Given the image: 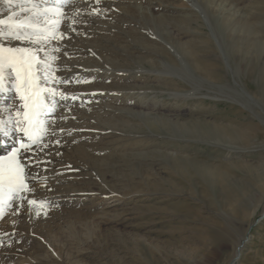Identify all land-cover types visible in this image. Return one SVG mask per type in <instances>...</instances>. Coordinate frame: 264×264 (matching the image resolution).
I'll use <instances>...</instances> for the list:
<instances>
[{"label": "bare ground", "instance_id": "1", "mask_svg": "<svg viewBox=\"0 0 264 264\" xmlns=\"http://www.w3.org/2000/svg\"><path fill=\"white\" fill-rule=\"evenodd\" d=\"M34 2L44 6L52 0ZM25 6L24 0H16L13 4L0 0V19H7L13 13H16L15 19H24L29 15L22 11ZM61 11L63 16L57 17L60 24L56 38L42 41L43 50L37 52L38 57L52 66L48 80L44 78L43 65L39 66V83L56 90L55 96L44 94L48 110L41 119L47 131L30 151L21 149L20 158L28 165L26 183L29 190L14 198L33 211L48 206H70L80 210L120 204L122 197L116 194L103 197L84 194L81 189L90 186L82 181L86 176L83 171L90 163L98 165L96 174L100 182L105 186L114 185L117 160L143 161L150 170L149 179L141 180L138 185H160L162 188L174 187L180 181L164 179L155 168L156 159L178 162L173 171L186 168L183 163L186 162L194 176L184 181L192 184L193 180L201 178L202 161L196 158L195 149L199 147L189 142L192 140L224 147L211 149L224 155L229 168L244 173L254 168L263 172L264 178V160H259L254 167L244 158L252 153L248 146L255 137L246 124L245 112L257 118L255 126L264 136V111L256 98H264V67L255 75V93L249 90L246 82L252 74L248 49L252 27L249 13L216 20L205 0H68ZM258 11L262 13L261 9ZM3 42L7 46L39 47L10 39ZM14 79V76L6 77L4 89L0 91V120L6 121L10 114L16 119V111H24L12 87ZM205 99L230 101L240 110L234 121L222 120L212 116L208 108H202ZM182 139L188 140L187 143ZM21 140L27 142L21 132L12 130L8 136L0 134V155H6L13 147L19 148L17 142ZM185 144L193 150L190 156L177 149ZM174 146L177 151L172 149ZM205 172L211 181H216L215 171ZM246 177L238 181L231 179L239 194L248 187ZM66 182H70L66 188L68 192L80 195L64 199L38 188L40 183L58 187L67 185ZM138 196V192L132 190L127 194L128 200ZM30 199L37 204L30 205ZM181 208L188 209L186 205ZM56 218L62 220L64 215L59 211L50 213L47 233L57 228ZM94 219L100 227L111 223L103 217L95 216ZM120 219L116 217L114 221ZM14 223L17 219L11 217L8 222L4 219L0 223V242L25 236L14 231ZM246 235L232 240L233 259L241 253ZM147 242L134 246L135 262H155V244ZM215 242L212 239V243ZM65 244L61 245V251L69 258L87 255L88 246L85 245L88 243L79 244L77 240L70 247L74 249L73 254ZM38 248L44 250L42 246ZM48 256L39 255L20 264H48Z\"/></svg>", "mask_w": 264, "mask_h": 264}, {"label": "rangeland", "instance_id": "2", "mask_svg": "<svg viewBox=\"0 0 264 264\" xmlns=\"http://www.w3.org/2000/svg\"><path fill=\"white\" fill-rule=\"evenodd\" d=\"M205 1L210 14H213L216 20L236 18L249 13V24L252 27L250 26L249 31L251 46L249 45L248 49L252 60L250 67L252 74L246 82L249 90L255 93V75L259 73L261 67H264V0ZM258 9H261L262 13ZM256 12H259V15ZM202 93L205 94L206 91L203 90ZM256 98L258 105L264 111V98L260 99L259 96ZM234 105L230 101L205 99L202 108H208L212 116L234 121L235 115L240 110L237 104ZM244 115L247 118L246 124L251 127L255 136L254 141L248 146V150L252 153L245 155L244 158L250 161L251 166H256L259 160H264V136L255 126L257 118L248 112ZM185 141L187 143L188 140L182 139V142ZM189 142L198 145L199 148L195 149L198 153L196 158L199 162L202 160L200 165H203L200 166L201 178L193 180L192 184L185 182L194 176L193 171L187 168L186 162H183L186 168H177L173 171L174 164L178 162L161 157L155 158L158 160L155 168L157 167L164 179L180 181L174 187L162 188L159 187L160 185L151 187L138 185L141 180L149 179L150 170L145 167L143 161L134 160L126 163L117 160L115 166L118 169L115 172L114 185L105 186L100 182V176L96 174L98 165L90 163L86 165V170L83 171L86 176L82 178V181L90 186L81 189L84 194L103 197H112L116 194L122 197L120 204H102L95 208H87L88 210L76 208L79 215L75 212L76 209L70 206H60V208L48 206L33 211L16 198L11 202L6 201L4 205H0L2 208L0 223L4 219L8 222L9 217L17 219L13 229L25 236L0 242V251L3 250L0 252V264H20L39 255L41 257L49 255L48 264H142L133 260L136 258L134 246L146 245L149 243L147 241H153L155 244L154 254L157 258L153 264H178L177 260H183V264H230L236 259V257L233 259L232 240L236 237L241 238L245 234L247 241L234 264H264V219L255 224L264 211L263 172L251 168L244 173L229 168L227 166L229 162L224 160V155L221 156L211 149L215 147L224 149V147L204 141ZM185 145L181 148L174 146L172 149L183 150L190 156L193 150ZM215 153L218 155L216 156ZM207 170L215 171L216 181H211L207 177L205 172ZM173 173L176 175L174 176ZM242 176H247L248 187L239 194L234 180L238 181ZM66 183L67 185L58 187L49 183H40L38 188L64 199L80 195L68 192L66 188H69L70 182ZM130 190L138 192L140 196L128 200L127 194ZM184 205L188 207L187 210H182L181 206ZM58 211L64 215V218L62 220L56 218L59 222L55 224L57 228L47 233L50 213ZM95 216L108 219L111 223L100 227L97 225L98 220L94 219ZM116 217L122 219L116 222L114 221ZM250 226L252 227L248 230ZM64 234H69L68 239ZM212 239L216 242L212 243ZM77 240L79 244L88 243L85 245L88 246L87 255L71 259L62 252L61 245L68 243L65 247L72 251L70 254H73L74 249H71V245ZM39 245L44 250L38 248ZM57 256L60 257L59 261Z\"/></svg>", "mask_w": 264, "mask_h": 264}, {"label": "snow or ice", "instance_id": "3", "mask_svg": "<svg viewBox=\"0 0 264 264\" xmlns=\"http://www.w3.org/2000/svg\"><path fill=\"white\" fill-rule=\"evenodd\" d=\"M5 2L13 4L16 0ZM67 2L68 0H52L51 4L41 6L34 0H24L26 6L22 11L29 13L28 16L24 19H15L16 13H13L7 19H0V91L4 89L6 77L14 76L12 87L22 101L21 106L24 109L23 113L16 111V119L10 114L6 121L0 120V134L8 136L9 132L14 130L23 133L27 141H18L19 148L13 147L6 155H0V205L29 190L26 183L28 165L20 158L21 149L30 151L32 145L42 139L47 129L41 117L48 110L44 94L49 93L53 96L56 94L55 89L39 83L40 77L37 75L41 70L39 66L43 65L45 80L51 76L52 66L38 57L37 52L43 50L42 41L56 38V29L60 24L57 17L63 16L61 6ZM9 39L39 47L7 46L3 41ZM27 160L30 161L31 157ZM20 198L23 199L22 196ZM28 203L35 205L37 201L30 199Z\"/></svg>", "mask_w": 264, "mask_h": 264}, {"label": "water", "instance_id": "4", "mask_svg": "<svg viewBox=\"0 0 264 264\" xmlns=\"http://www.w3.org/2000/svg\"><path fill=\"white\" fill-rule=\"evenodd\" d=\"M262 219H264V213L263 214H261V216L259 217V219H257L256 220V222H255V224H257L259 221H261ZM252 226H250L249 227V229L251 228ZM247 241V237L245 238V242ZM239 253L237 254V257H236V259L231 263V264H234L235 263V261L239 258Z\"/></svg>", "mask_w": 264, "mask_h": 264}]
</instances>
